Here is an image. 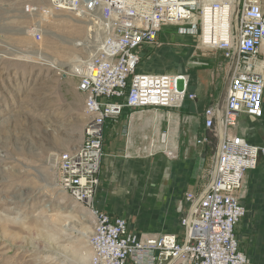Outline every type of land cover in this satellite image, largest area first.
<instances>
[{
    "label": "built area",
    "instance_id": "built-area-1",
    "mask_svg": "<svg viewBox=\"0 0 264 264\" xmlns=\"http://www.w3.org/2000/svg\"><path fill=\"white\" fill-rule=\"evenodd\" d=\"M47 4L50 10L82 18L94 28L101 22L109 32L78 74L88 116L83 142L59 162L62 190L94 215L90 264H247L236 236L246 213L239 194L264 147L231 131L243 114L260 118L264 113V0H47ZM168 26L182 36H198L202 49L223 51L232 59L238 51L222 110L210 106L202 114L204 135L197 143L209 144L212 136L219 141L207 190L202 195L186 194L190 209L181 221L182 240L175 233L131 232L125 217H112L93 204L107 119H118L126 110L182 108L184 99H197L188 89L178 90L181 75L140 70L146 52ZM161 141L174 156L167 148L166 133Z\"/></svg>",
    "mask_w": 264,
    "mask_h": 264
},
{
    "label": "rangeland",
    "instance_id": "rangeland-1",
    "mask_svg": "<svg viewBox=\"0 0 264 264\" xmlns=\"http://www.w3.org/2000/svg\"><path fill=\"white\" fill-rule=\"evenodd\" d=\"M60 18L66 22L57 20ZM77 19L82 20L50 10L47 0H0V264L91 262V235H85L93 232L94 215L62 190L59 170L61 159L83 142L88 121L85 96L78 89L80 78L65 68L88 57L77 44L87 37V24ZM74 28L81 32L72 34ZM165 31L146 52L143 64L153 56V50L168 44L172 50H160L161 57L148 65L160 67V72L193 75L195 81L190 82L188 91L195 93L196 86L204 87L213 92L218 103L232 57L223 51L202 49L198 36H182L176 27L168 26ZM181 109L170 111L180 114ZM178 124L179 118L174 126ZM158 139L157 146L162 144L161 134ZM217 145L212 136L198 160L207 178ZM160 147L150 154L149 162H144L146 176H152L156 168L155 155L177 157ZM168 172L167 178L171 175ZM245 188L240 191L241 198ZM181 200L182 206L189 208L185 198ZM254 211L258 216L264 214V209ZM256 214L247 210L237 226L238 234L248 238L264 234V224L248 223ZM60 215L68 226L57 221ZM49 247L55 250L46 252Z\"/></svg>",
    "mask_w": 264,
    "mask_h": 264
},
{
    "label": "crops",
    "instance_id": "crops-1",
    "mask_svg": "<svg viewBox=\"0 0 264 264\" xmlns=\"http://www.w3.org/2000/svg\"><path fill=\"white\" fill-rule=\"evenodd\" d=\"M165 30L167 28L159 34L160 38ZM165 48L172 50L168 44L153 50V56L145 61L146 64H143L144 56L140 70L157 71L156 73L162 71L160 67L149 66L148 63L154 58H160L158 52ZM165 61L172 62L171 58H165ZM181 74L183 79L178 90L185 93L190 82L195 79L191 74ZM194 89L197 99L189 102L185 100L180 114H173L170 109H147L135 113L126 110L118 119L110 118L106 121L100 185L93 204L95 208L112 217H125L131 232L145 236L175 233L182 240L185 229L181 221L190 208L188 205L182 206L181 198H185L187 193L202 195L209 186L211 174L208 179L203 173L201 162H198L202 148L208 144H198L197 140L204 135L203 111L218 103L213 92L210 93L204 87L196 86ZM165 113L168 114L167 117ZM178 118L179 124L174 126ZM171 120L175 123H171ZM159 129L161 132H157ZM231 132L243 136L252 144L264 147V113L260 118L243 114L237 127ZM163 133L167 134V148L173 152L176 150L174 153L177 157L170 159L163 154L155 155L156 159L153 161L157 164L156 168L152 176H146L143 171L144 162H149L150 154L159 147L156 146L150 153V139L158 140L159 144L158 138ZM160 146L163 147L162 144ZM216 153L217 149L215 157ZM167 172L171 173L168 178ZM244 181L246 194L242 197V202L246 213L248 209H252L256 214L254 210L264 209V155L260 156L257 168L246 173ZM248 223L264 224V214L254 215ZM237 229L238 227L236 236L239 248L249 256V264H264V234L248 238L245 234H238ZM128 264L133 263L129 261ZM173 264L181 263L176 261Z\"/></svg>",
    "mask_w": 264,
    "mask_h": 264
},
{
    "label": "bare ground",
    "instance_id": "bare-ground-1",
    "mask_svg": "<svg viewBox=\"0 0 264 264\" xmlns=\"http://www.w3.org/2000/svg\"><path fill=\"white\" fill-rule=\"evenodd\" d=\"M57 20H61L62 22H66V19H63V18H60V19H57ZM76 21H81V22H84V23H86L87 24V30H88V35H87V37L86 38H84V39H82V40H80L81 42L80 43H77V44H79V45H82L83 46V50H85L87 53H88V56L90 55V54H92V53H94L95 52V50L104 42V40L109 36V32H108V30H107V28L105 27V25L103 24V23H101V22H99L98 23V26L97 27H93L91 24H89L90 22H88V21H85V20H76ZM89 24V25H88ZM104 25V26H103ZM82 31H83V27H82ZM79 32H81L80 31V29L79 28H74V29H72L71 30V33L72 34H79ZM85 61L86 60H81L79 63L81 64V63H83V64H79V65H77V66H68V67H65L68 71H71V72H73V73H77V76H78V74H82L83 72H84V70H85ZM261 66H262V68L264 67V64H261ZM182 79H183V75H181V78H180V80L182 81ZM181 88V87H180ZM182 89V88H181ZM180 91V90H179ZM186 92V91H185ZM186 99H184V101H185ZM184 101H183V103H184ZM183 103H182V105H183ZM181 105V106H182ZM53 126V125H52ZM49 127V125L46 127V128H48ZM52 128V127H51ZM136 144V143H135ZM157 140L155 139V140H153V142H152V148H151V150H150V153L156 148V146H157ZM133 150V149H132ZM139 150V149H138ZM176 151V150H175ZM174 151V152H175ZM134 153V152H133ZM54 162H55V164L56 163H58V158H55L54 159ZM60 216H62V215H60ZM57 221L60 223V225L62 224H64V223H66L65 221H64V218H63V216L62 217H60V218H58L57 219ZM80 224V223H79ZM82 225L81 226H84V222H82L81 223ZM65 225V224H64ZM65 226H68V224L66 223V225ZM64 226V227H65ZM86 226V225H85ZM84 226V227H85ZM84 227H82V228H84ZM89 232V231H88ZM87 232V235H85V237L86 236H88V235H91L92 236V233L93 232H89L88 233ZM81 234V233H80ZM47 235H48V233H47ZM90 240V239H89ZM51 246L53 247V245L51 244ZM55 249L54 248H52L51 249V247H49L48 248V250L46 249V252L47 251H54Z\"/></svg>",
    "mask_w": 264,
    "mask_h": 264
},
{
    "label": "water",
    "instance_id": "water-1",
    "mask_svg": "<svg viewBox=\"0 0 264 264\" xmlns=\"http://www.w3.org/2000/svg\"><path fill=\"white\" fill-rule=\"evenodd\" d=\"M238 12H239V4H237L236 13H235V26H236L237 39H238ZM237 57H238V51L236 50L235 54H234V58H233L232 64H231V67H230V70H229V72L227 74V78H226V81H225V84H224V87H223L219 102L217 104V108H218L219 111L222 110V107L224 105L227 88H228V85H229V82H230V79H231V75H232V72H233ZM218 123L220 125V120H218ZM164 139H165V135H163V140Z\"/></svg>",
    "mask_w": 264,
    "mask_h": 264
}]
</instances>
